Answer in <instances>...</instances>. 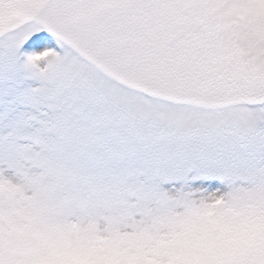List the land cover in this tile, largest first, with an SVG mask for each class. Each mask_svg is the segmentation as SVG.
<instances>
[{"label":"snow or ice","instance_id":"obj_1","mask_svg":"<svg viewBox=\"0 0 264 264\" xmlns=\"http://www.w3.org/2000/svg\"><path fill=\"white\" fill-rule=\"evenodd\" d=\"M0 264H264V0H0Z\"/></svg>","mask_w":264,"mask_h":264}]
</instances>
